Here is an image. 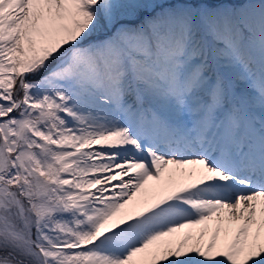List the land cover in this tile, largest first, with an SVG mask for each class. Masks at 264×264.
I'll return each instance as SVG.
<instances>
[{
  "label": "snow or ice",
  "instance_id": "1",
  "mask_svg": "<svg viewBox=\"0 0 264 264\" xmlns=\"http://www.w3.org/2000/svg\"><path fill=\"white\" fill-rule=\"evenodd\" d=\"M0 264H264V0H0Z\"/></svg>",
  "mask_w": 264,
  "mask_h": 264
}]
</instances>
